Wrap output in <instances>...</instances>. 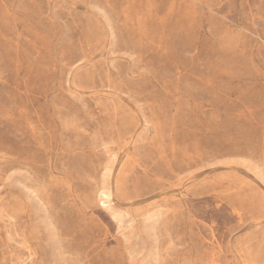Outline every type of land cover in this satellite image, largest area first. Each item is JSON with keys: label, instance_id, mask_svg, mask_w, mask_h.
Here are the masks:
<instances>
[{"label": "rangeland", "instance_id": "374dc122", "mask_svg": "<svg viewBox=\"0 0 264 264\" xmlns=\"http://www.w3.org/2000/svg\"><path fill=\"white\" fill-rule=\"evenodd\" d=\"M0 264H264V0H0Z\"/></svg>", "mask_w": 264, "mask_h": 264}]
</instances>
